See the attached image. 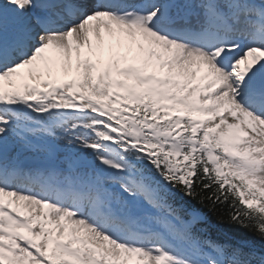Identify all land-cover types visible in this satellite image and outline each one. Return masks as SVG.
<instances>
[{"label":"snow or ice","instance_id":"snow-or-ice-1","mask_svg":"<svg viewBox=\"0 0 264 264\" xmlns=\"http://www.w3.org/2000/svg\"><path fill=\"white\" fill-rule=\"evenodd\" d=\"M0 264H264V0H0Z\"/></svg>","mask_w":264,"mask_h":264},{"label":"trees","instance_id":"trees-1","mask_svg":"<svg viewBox=\"0 0 264 264\" xmlns=\"http://www.w3.org/2000/svg\"><path fill=\"white\" fill-rule=\"evenodd\" d=\"M237 231L240 232V233L246 234L249 237H252V233L248 232L247 229L240 228V229H237Z\"/></svg>","mask_w":264,"mask_h":264},{"label":"bare ground","instance_id":"bare-ground-1","mask_svg":"<svg viewBox=\"0 0 264 264\" xmlns=\"http://www.w3.org/2000/svg\"><path fill=\"white\" fill-rule=\"evenodd\" d=\"M105 54H106V52H105Z\"/></svg>","mask_w":264,"mask_h":264},{"label":"rangeland","instance_id":"rangeland-1","mask_svg":"<svg viewBox=\"0 0 264 264\" xmlns=\"http://www.w3.org/2000/svg\"><path fill=\"white\" fill-rule=\"evenodd\" d=\"M73 73H74V71H73Z\"/></svg>","mask_w":264,"mask_h":264}]
</instances>
